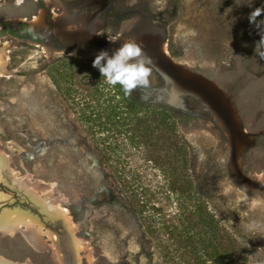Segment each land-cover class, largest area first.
Wrapping results in <instances>:
<instances>
[{
  "label": "rangeland",
  "instance_id": "obj_1",
  "mask_svg": "<svg viewBox=\"0 0 264 264\" xmlns=\"http://www.w3.org/2000/svg\"><path fill=\"white\" fill-rule=\"evenodd\" d=\"M63 13L74 20L62 28L69 33L92 21L88 43L61 41L56 22ZM36 14L43 29L29 27ZM20 23L39 42L22 38ZM140 26L159 34L190 86L159 71L150 58L146 83L133 94L151 107L172 109L195 181L238 244L242 258L235 264H264V0H0V56L6 60L0 77V214L17 210L41 230L39 243L25 238L27 223L12 233L0 231V258L10 264H161L49 71L65 56L94 58L97 53L73 49L104 40L123 38L142 49ZM25 178L39 187L25 188ZM44 186L66 209L71 232L40 211L38 203L49 198L41 194Z\"/></svg>",
  "mask_w": 264,
  "mask_h": 264
},
{
  "label": "trees",
  "instance_id": "obj_2",
  "mask_svg": "<svg viewBox=\"0 0 264 264\" xmlns=\"http://www.w3.org/2000/svg\"><path fill=\"white\" fill-rule=\"evenodd\" d=\"M19 28L22 38L39 42L24 23ZM92 60L65 56L52 61L49 71L133 206L161 264L239 262L236 240L195 181L172 109L151 107L133 91L125 95L120 85L107 84L91 67Z\"/></svg>",
  "mask_w": 264,
  "mask_h": 264
},
{
  "label": "bare ground",
  "instance_id": "obj_3",
  "mask_svg": "<svg viewBox=\"0 0 264 264\" xmlns=\"http://www.w3.org/2000/svg\"><path fill=\"white\" fill-rule=\"evenodd\" d=\"M21 1L22 0H18V2H21ZM44 1H45V3H48V4L56 2V0H44ZM73 21L74 20L72 19V17L69 14L63 13V18L56 22V25H57L56 34H57V36L61 38V41H64L66 43H73V42L76 41V39H81V38L84 39V41L87 42L88 38H90V36L92 35V31L94 29L93 26H92V23H91L92 21L88 22L87 24H85L81 28H78L79 26H77V28L72 33H69L66 30H64ZM28 24H29V27L32 30H40V29H43L45 27V22L42 21V15L41 14H39V15L36 14L35 16H33L28 21ZM63 27H65V28L62 29ZM140 32H141V34L143 36L145 34H148L147 38H149L150 39L149 41L151 42V45L148 46V47H145L142 44L143 47H145V49H141V50H142V52L144 54H146L147 56H149L151 58V61H153L155 67L159 71H161V70L159 69L157 62L153 58V53H155V52H153V49H152V46L154 45L153 43L156 42L155 38H157V37H158V42H157V45H156V52L159 54V52H158V50H159L160 53H161L159 55L162 56V58H164L166 61H168L180 75H184V76L186 75V72L182 69V67L180 68L170 58V56L168 55V53H167V51L165 49V47H166L165 43L163 41L161 42L159 40L160 39L159 38V34L156 33L154 29H151V28L147 29L145 26H140ZM93 41H95V40H93ZM126 41H130V40H125L123 38H117L116 40L110 42V44H109L110 46L108 48H106V49H100L97 46H92L90 48L86 47L84 49H80V48H74V49L72 48V49L77 54H80V55H83V56H91V55H94L95 53H98L100 50H112V49H115L116 47H118L119 45H121L122 43H124ZM105 42H106V40H104L102 43H105ZM43 46H45V45H43ZM5 61L6 60L2 56H0V77L3 75V72H4ZM1 155L3 157H5L3 154L0 153V156ZM2 159H4V158H2ZM5 159H4V161H5ZM0 181H1V176H0ZM22 181L23 182L21 183V185L24 186L25 188H28V189H31V188H36L37 189L39 187V185H40V183L38 185V182L34 183V182L30 181L28 178H25ZM45 187L46 186L43 187L41 194L44 193L46 196H49V198H47L45 200L42 199L38 203V207H39L40 211H42L47 218H51V219L53 218L55 220L61 221L63 227L66 228V229H70V232H71V230H72V222L70 221V218H69V216L67 214L66 209L63 208V207H60L58 205V202H56L55 199L53 200V198H51L53 196V194L49 191L50 188L44 189ZM35 193L36 192H34V194ZM49 193L52 195L51 197H50ZM38 200H39V198H38ZM33 201H35V200H33ZM34 205H35V203H34ZM48 220H50V219H48ZM23 223H27L28 224L27 229H26V234H25V238L27 239V241L28 242H33V241L38 242L39 239H40L41 230L38 228L36 220H34L33 218L32 219L31 218L30 219L24 218L22 215L19 214V212L17 210H8L7 213L5 212L4 214H0V231H2V232H8V233L11 232L12 233V231L17 230L19 228V225L23 224ZM70 240L71 239H69V241ZM74 245H75V242H73V241H70L68 243V246H70L71 248L74 247ZM76 245L78 246L79 244H76Z\"/></svg>",
  "mask_w": 264,
  "mask_h": 264
},
{
  "label": "clouds",
  "instance_id": "obj_4",
  "mask_svg": "<svg viewBox=\"0 0 264 264\" xmlns=\"http://www.w3.org/2000/svg\"><path fill=\"white\" fill-rule=\"evenodd\" d=\"M148 63L150 57L134 41H126L115 49L100 50L91 61V67L107 84L120 85L125 95H130L137 86L146 83ZM84 75L88 76L87 73ZM0 264L10 262L0 258Z\"/></svg>",
  "mask_w": 264,
  "mask_h": 264
},
{
  "label": "water",
  "instance_id": "obj_5",
  "mask_svg": "<svg viewBox=\"0 0 264 264\" xmlns=\"http://www.w3.org/2000/svg\"><path fill=\"white\" fill-rule=\"evenodd\" d=\"M24 22V21H23ZM25 23V22H24ZM148 34H145L144 36L142 35V40L141 43L145 46L148 47L151 45V42L149 41L150 39L147 38ZM155 43H153L154 45L152 46L153 49V58L154 60L157 62L159 69L166 74L167 76L172 77L174 80L184 84V85H189L190 83H188V81L185 78H182L181 75L174 69V67L168 62L166 61L164 58H162V56H160L157 52H156V45L158 42V37L155 38ZM110 45L108 43H98V47H100L101 49H106L108 48ZM145 47H142V49H145ZM69 49V48H67ZM222 108L218 107L219 113H220V117L222 118V120H224V122H228L227 121V117L226 115H224V113H222Z\"/></svg>",
  "mask_w": 264,
  "mask_h": 264
}]
</instances>
